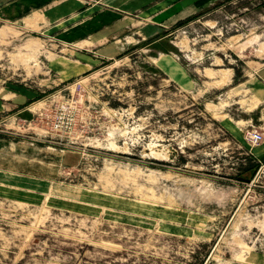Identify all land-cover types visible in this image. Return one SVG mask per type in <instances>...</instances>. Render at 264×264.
Here are the masks:
<instances>
[{
	"label": "rangeland",
	"instance_id": "1",
	"mask_svg": "<svg viewBox=\"0 0 264 264\" xmlns=\"http://www.w3.org/2000/svg\"><path fill=\"white\" fill-rule=\"evenodd\" d=\"M203 4L68 74L72 48L0 20V264H264V125L239 96L264 0Z\"/></svg>",
	"mask_w": 264,
	"mask_h": 264
},
{
	"label": "crops",
	"instance_id": "2",
	"mask_svg": "<svg viewBox=\"0 0 264 264\" xmlns=\"http://www.w3.org/2000/svg\"><path fill=\"white\" fill-rule=\"evenodd\" d=\"M201 1L0 0V20L21 22L24 29L40 31L46 37L58 41L57 43L72 48L82 63H78L75 68L74 63L67 67L66 61V65H61L60 68L64 70V74H68L70 68L75 72L86 70L88 65L83 61L91 59L90 56L111 58L131 42L137 43L147 36L161 34L177 20L204 6L205 4L194 7ZM153 59L173 79L184 86L192 84L184 68L170 55L160 54ZM252 62L255 68L254 78L248 76L245 82L240 83L243 85L242 90H247L245 94H239L240 98L245 96L246 100L241 112H245L248 121L252 115H257L264 125V60ZM230 70L232 71L231 68L225 69ZM249 74L251 75L250 72ZM250 86L256 89L252 90ZM256 94L257 103L252 104V97ZM254 152L257 157L264 159V144Z\"/></svg>",
	"mask_w": 264,
	"mask_h": 264
},
{
	"label": "built area",
	"instance_id": "3",
	"mask_svg": "<svg viewBox=\"0 0 264 264\" xmlns=\"http://www.w3.org/2000/svg\"><path fill=\"white\" fill-rule=\"evenodd\" d=\"M62 107L66 110L67 117L68 115H70L71 111H73V108L69 103L67 104L64 102L60 105V108L63 111ZM73 121H74L73 116H70V118H68V128H71L73 126L74 124ZM245 137L252 143H258L264 138V135L263 132H261L260 130L256 128H250L246 130Z\"/></svg>",
	"mask_w": 264,
	"mask_h": 264
},
{
	"label": "bare ground",
	"instance_id": "4",
	"mask_svg": "<svg viewBox=\"0 0 264 264\" xmlns=\"http://www.w3.org/2000/svg\"><path fill=\"white\" fill-rule=\"evenodd\" d=\"M250 88H251L252 90L256 89V88L251 87V86H250ZM262 92H263V90H262ZM242 98H244V97H241L240 99H242ZM252 99H253V101L251 102L252 104L257 103V100H258V96H257V94L254 95V96L252 97Z\"/></svg>",
	"mask_w": 264,
	"mask_h": 264
}]
</instances>
